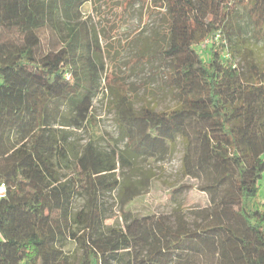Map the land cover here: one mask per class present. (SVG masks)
<instances>
[{
    "label": "trees",
    "instance_id": "trees-1",
    "mask_svg": "<svg viewBox=\"0 0 264 264\" xmlns=\"http://www.w3.org/2000/svg\"><path fill=\"white\" fill-rule=\"evenodd\" d=\"M88 1L0 0V264H264V66L230 24L244 10L264 47V0H139L165 10L159 57L175 105L137 107L117 93L122 147L108 148L94 116L106 69L81 18ZM208 40L205 60L197 47ZM179 141L183 175L207 204L191 218L134 216L126 207L148 185L132 181L137 162L165 160ZM229 165L235 175L209 179L208 167ZM118 190L125 224L108 226L106 197Z\"/></svg>",
    "mask_w": 264,
    "mask_h": 264
},
{
    "label": "rangeland",
    "instance_id": "rangeland-1",
    "mask_svg": "<svg viewBox=\"0 0 264 264\" xmlns=\"http://www.w3.org/2000/svg\"><path fill=\"white\" fill-rule=\"evenodd\" d=\"M160 2L139 0H89L82 9V21L88 23L93 34V41L100 45L99 61L105 65L104 92L94 100V116L97 119V137L101 148L117 144L119 129L117 126V93L128 97L137 107L148 105L158 111L172 108L175 105L173 93L165 84L161 71V49L165 43L166 20L165 10ZM233 33L243 30L246 39L245 50L254 52L257 63L264 66V47L253 35L249 17L240 9L230 23ZM235 34V35H236ZM95 35V36H94ZM236 37V36H235ZM234 37V38H235ZM210 41V40H208ZM207 41V42H208ZM198 46L205 60L209 58L210 43ZM118 86V87H117ZM120 88L122 91L113 90ZM112 88V89H111ZM126 99V98H125ZM91 138V130L76 132L74 139L77 145H84ZM183 144L179 141L165 160L149 162L139 160V172L134 182L147 177L148 185L142 194L132 201L126 209L134 216L177 214L192 216L197 209L207 204V196L196 188L197 182L184 177L182 158ZM219 168L223 166H217ZM121 171L118 175L122 179ZM236 174L233 165L222 169L208 167L209 179H216L220 174ZM194 186L173 198L172 190L181 184ZM142 186V185H141ZM122 191L118 190L106 197V222L108 226H124L125 220L120 209ZM264 202V180L261 190ZM85 206V200L76 202V209ZM66 251L73 252L76 257L80 249L72 242H67Z\"/></svg>",
    "mask_w": 264,
    "mask_h": 264
},
{
    "label": "built area",
    "instance_id": "built-area-1",
    "mask_svg": "<svg viewBox=\"0 0 264 264\" xmlns=\"http://www.w3.org/2000/svg\"><path fill=\"white\" fill-rule=\"evenodd\" d=\"M218 40V38H216V41ZM207 43L211 44V41H208ZM5 195V188L4 187H0V198L3 197Z\"/></svg>",
    "mask_w": 264,
    "mask_h": 264
}]
</instances>
